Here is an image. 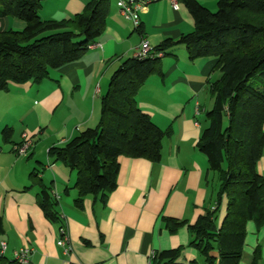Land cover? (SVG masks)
I'll return each mask as SVG.
<instances>
[{
    "label": "crops",
    "instance_id": "crops-1",
    "mask_svg": "<svg viewBox=\"0 0 264 264\" xmlns=\"http://www.w3.org/2000/svg\"><path fill=\"white\" fill-rule=\"evenodd\" d=\"M89 1L44 0L39 16L60 22L82 13ZM110 1L103 33L80 60L49 71L48 78L38 84L10 83L0 92V216L4 227L0 242L7 245L4 255L12 259L13 252L27 246L32 264H149L155 252L180 249L178 264H207L191 246L188 226L214 205L218 191L217 176L208 171L206 157L196 148L213 103L209 83L220 78L213 71L214 59L190 61L183 46L172 47L161 58L162 76H150L136 97L139 109L169 132L162 141L161 159L153 164L120 157L117 187L104 205L85 197L82 208H77L75 172L48 156L49 149L96 127L100 116L96 103L106 93L111 75L124 60L133 58L143 39L157 48L194 29L191 14L177 0H158L144 7L139 12V30ZM197 1L209 10L216 8L217 0ZM24 28L19 19L0 18V32ZM6 128L12 130L9 143L2 140ZM23 133L32 137L34 148L18 158L12 149ZM257 170L264 177V151ZM32 177L50 190L57 221H49L39 208L40 187ZM225 211L224 200L217 213L218 225ZM163 218L187 224L170 232ZM60 228L68 237L67 255L57 245ZM210 256L211 264H218L216 249ZM239 264H264V225L247 223Z\"/></svg>",
    "mask_w": 264,
    "mask_h": 264
},
{
    "label": "trees",
    "instance_id": "trees-1",
    "mask_svg": "<svg viewBox=\"0 0 264 264\" xmlns=\"http://www.w3.org/2000/svg\"><path fill=\"white\" fill-rule=\"evenodd\" d=\"M44 0H0V18L25 23L21 31L0 32V92L12 84H38L49 71L80 60L104 31L109 0H91L82 13L63 21L42 20ZM194 20L191 33L167 41L143 58L124 60L111 75L100 99L99 121L48 156L75 172V206L82 208L85 197L105 204L117 187L118 159H161L162 141L169 135L143 113L136 97L152 75L162 76L161 58L174 46H183L190 61L215 60L220 78L209 83L212 107L206 113L207 126L196 148L217 176L215 203L188 226L193 246L207 264L210 253L218 251V264H239L246 225H264V177L257 170L264 151V0H217L212 12L197 0H177ZM12 130L2 131L9 143ZM39 208L45 217L58 220L56 204L39 180ZM226 211L220 225L217 213L223 201ZM164 226L175 232L186 221L163 218ZM4 233L0 216V236ZM180 249L155 252L149 264H178ZM256 260V256L253 263ZM0 264H17L0 253Z\"/></svg>",
    "mask_w": 264,
    "mask_h": 264
},
{
    "label": "built area",
    "instance_id": "built-area-1",
    "mask_svg": "<svg viewBox=\"0 0 264 264\" xmlns=\"http://www.w3.org/2000/svg\"><path fill=\"white\" fill-rule=\"evenodd\" d=\"M120 14L131 22L133 27L137 30L140 28V19L139 12L146 7L148 4L152 2H156L158 0H113ZM172 6L174 9H177V3L175 1L172 2ZM90 47V46H89ZM153 48H151L147 39H143L139 48L136 50L134 54V58H143L148 55L153 54ZM158 58H162V53H156ZM197 114L199 110H196ZM34 148V141L31 137H29L26 133L21 135V141L19 144L15 145L12 149L13 153L16 157H24L32 152ZM59 240L57 241V245L61 247L67 255L70 252V247L68 244V237L64 228H60L59 230ZM7 245L5 242H0V253L5 254ZM32 251L27 247H21L20 249L13 252L12 259L17 264H32L30 261Z\"/></svg>",
    "mask_w": 264,
    "mask_h": 264
},
{
    "label": "rangeland",
    "instance_id": "rangeland-1",
    "mask_svg": "<svg viewBox=\"0 0 264 264\" xmlns=\"http://www.w3.org/2000/svg\"><path fill=\"white\" fill-rule=\"evenodd\" d=\"M111 1H113V0H111ZM110 1V2H111ZM112 3V2H111ZM209 9V8H208ZM210 11H212V12H215L216 11V8H213L212 10L210 9ZM99 105H100V103L99 102H97L96 103V110H98L99 111ZM92 106H93V104H92ZM65 107V105H62V108H64ZM62 115V114H61ZM67 123V122H66ZM31 135V134H30ZM32 138V137H31ZM39 138V140H41L42 141V137H37V139ZM7 257H10L9 255H7Z\"/></svg>",
    "mask_w": 264,
    "mask_h": 264
}]
</instances>
